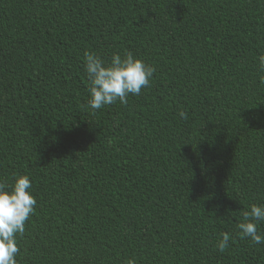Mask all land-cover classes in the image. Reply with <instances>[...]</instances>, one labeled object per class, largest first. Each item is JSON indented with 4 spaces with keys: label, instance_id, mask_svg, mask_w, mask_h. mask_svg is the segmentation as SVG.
<instances>
[{
    "label": "trees",
    "instance_id": "16d2710c",
    "mask_svg": "<svg viewBox=\"0 0 264 264\" xmlns=\"http://www.w3.org/2000/svg\"><path fill=\"white\" fill-rule=\"evenodd\" d=\"M128 51L149 86L90 109L85 53ZM261 51L264 0H0V179L37 200L18 264H264L237 227L264 205Z\"/></svg>",
    "mask_w": 264,
    "mask_h": 264
},
{
    "label": "clouds",
    "instance_id": "9594fccd",
    "mask_svg": "<svg viewBox=\"0 0 264 264\" xmlns=\"http://www.w3.org/2000/svg\"><path fill=\"white\" fill-rule=\"evenodd\" d=\"M261 72H264V51L257 56ZM85 70L90 84V99L87 106L92 110L111 105L117 100L128 103V96L139 95L143 88L149 86L156 71L155 67L135 56L131 51L114 53L110 62H105L95 53H85ZM260 83L264 84V77ZM187 118L183 111L179 113ZM32 182L27 174L16 175L9 184L0 179V264H18L16 259L20 252L17 237L25 232V224L35 212L37 204L33 195ZM264 221V205L252 204L250 210L242 212V220L237 225L240 239H250L255 244H264V232L259 230V223ZM228 232L221 234L216 247L224 252L231 240ZM128 264H135L129 260Z\"/></svg>",
    "mask_w": 264,
    "mask_h": 264
}]
</instances>
